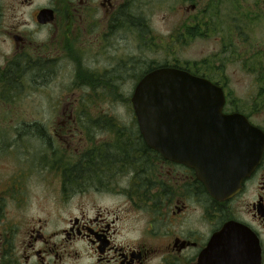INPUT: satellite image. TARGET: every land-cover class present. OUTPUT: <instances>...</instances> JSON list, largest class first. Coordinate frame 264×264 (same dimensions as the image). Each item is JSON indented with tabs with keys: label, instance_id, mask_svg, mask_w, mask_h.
Segmentation results:
<instances>
[{
	"label": "flooded vegetation",
	"instance_id": "obj_1",
	"mask_svg": "<svg viewBox=\"0 0 264 264\" xmlns=\"http://www.w3.org/2000/svg\"><path fill=\"white\" fill-rule=\"evenodd\" d=\"M129 1L0 0V112H15L14 99L26 93L50 92L68 65L76 66L75 76L91 92L132 96L140 80L160 67L132 75L125 46ZM43 10L51 11L44 23L38 18ZM195 10L191 5L185 11ZM118 48L124 52L117 59ZM95 103L51 106L58 116L45 127L42 182L48 194L54 188L58 202L46 201L51 194L29 201L28 176H0V264H264V151L239 191L216 200L193 169L165 160L141 135L117 137L115 128L127 130ZM226 108L225 114L245 115ZM52 176L75 178L80 194L118 190L126 209L95 203L88 209L80 202L77 215L68 217L66 183L52 186Z\"/></svg>",
	"mask_w": 264,
	"mask_h": 264
},
{
	"label": "rangeland",
	"instance_id": "obj_2",
	"mask_svg": "<svg viewBox=\"0 0 264 264\" xmlns=\"http://www.w3.org/2000/svg\"><path fill=\"white\" fill-rule=\"evenodd\" d=\"M128 5L131 31L124 44L125 61L130 60L132 75L142 74L146 67L156 65L177 66L205 75L224 88L226 112L238 110L264 127L263 0H130ZM191 5L196 6L195 12L186 13ZM116 51L118 59L124 49ZM75 70L76 66L68 65L62 76L53 81L50 92L26 93L12 100L19 107L15 112H0V176H28L29 201H42L41 197L50 194L46 201H59L54 188L49 189L48 194L47 181L42 182L45 177L43 139L48 131L45 127L58 116L51 106H76V103L88 106L93 100L101 107L99 111L113 112L116 121L127 130L121 135L124 140L140 135L130 104L131 95L111 98L100 91L91 92L83 86L85 82L75 76ZM92 93L94 98L89 97ZM57 145L55 149L59 148ZM33 159L41 163L37 169L23 166L34 164ZM56 161L53 157L52 163ZM79 173L87 172L80 168ZM116 180H120L118 175ZM50 181L52 186L66 183L68 190L62 201L67 203L68 217L77 215L80 202L88 209L92 203L102 208L126 209L127 198L117 196L118 190L96 193L83 189L84 193L80 194L73 177L64 180L52 176Z\"/></svg>",
	"mask_w": 264,
	"mask_h": 264
},
{
	"label": "water",
	"instance_id": "obj_3",
	"mask_svg": "<svg viewBox=\"0 0 264 264\" xmlns=\"http://www.w3.org/2000/svg\"><path fill=\"white\" fill-rule=\"evenodd\" d=\"M50 13L43 10L39 20ZM130 104L148 147L193 169L216 200L234 196L261 161L264 133L243 114L223 113L224 90L206 78L156 68L137 84ZM228 257L236 260L231 252Z\"/></svg>",
	"mask_w": 264,
	"mask_h": 264
},
{
	"label": "trees",
	"instance_id": "obj_4",
	"mask_svg": "<svg viewBox=\"0 0 264 264\" xmlns=\"http://www.w3.org/2000/svg\"><path fill=\"white\" fill-rule=\"evenodd\" d=\"M167 65H157L156 67H166ZM173 67H177V66H173ZM150 68V67H149ZM177 68H179V67H177ZM181 69V68H180ZM238 111V110H237ZM115 131H116V135H117V137L120 135H122V132L124 131L123 129L122 130H120V129H118V128H115ZM133 135V134H132ZM131 136V135H130ZM138 137H140V135H138L136 138H138Z\"/></svg>",
	"mask_w": 264,
	"mask_h": 264
}]
</instances>
